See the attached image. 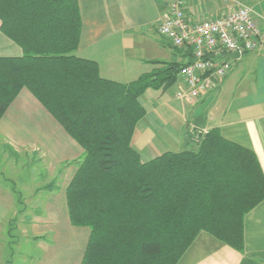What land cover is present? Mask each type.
I'll list each match as a JSON object with an SVG mask.
<instances>
[{
    "label": "trees",
    "instance_id": "16d2710c",
    "mask_svg": "<svg viewBox=\"0 0 264 264\" xmlns=\"http://www.w3.org/2000/svg\"><path fill=\"white\" fill-rule=\"evenodd\" d=\"M2 33L23 50L0 57V120L29 90L84 149L66 190L70 221L90 230L82 264H178L200 234L244 250V220L264 201L254 152L209 131L198 150L143 162L133 145L140 98L177 84L178 63L130 83L75 55L78 0H0Z\"/></svg>",
    "mask_w": 264,
    "mask_h": 264
},
{
    "label": "crops",
    "instance_id": "0c3cea01",
    "mask_svg": "<svg viewBox=\"0 0 264 264\" xmlns=\"http://www.w3.org/2000/svg\"><path fill=\"white\" fill-rule=\"evenodd\" d=\"M78 1L83 26L75 55L98 63L102 78L130 83L157 69L156 62L185 65L193 61L190 51L173 47L159 34L170 0ZM184 2L192 24L249 6L261 17L264 35V0ZM22 56L23 50L0 28V57ZM229 61L233 65L227 77L195 101L177 98L183 87L180 75L169 90H155L157 102L143 99L153 89L140 98L146 116L136 127L133 145L143 162L167 152L196 151L205 135L217 129L225 140L254 152L264 173V47ZM175 87L172 98L168 93ZM2 147L16 157L37 158L46 166L47 179L36 190L30 189L28 200L20 188L26 189L30 179L21 182L14 171L0 170V264H82L90 230L73 226L67 207L56 210L55 216L51 207L63 199L67 206L66 190L85 158L84 149L27 89L0 120V151ZM43 192H48L47 199L39 196ZM57 192L59 197L54 195ZM38 197L47 203L46 215L40 209L30 220H22L27 212H22V206L37 203ZM22 223H27L28 232H20ZM178 264H264V201L245 217L243 251L202 233Z\"/></svg>",
    "mask_w": 264,
    "mask_h": 264
},
{
    "label": "built area",
    "instance_id": "2783aa9c",
    "mask_svg": "<svg viewBox=\"0 0 264 264\" xmlns=\"http://www.w3.org/2000/svg\"><path fill=\"white\" fill-rule=\"evenodd\" d=\"M261 17L240 5L220 17L192 24L186 17L184 0H170L159 34L179 50L190 51L193 61L181 68L183 87L177 98L192 102L215 90L232 69L228 54H250L264 47Z\"/></svg>",
    "mask_w": 264,
    "mask_h": 264
},
{
    "label": "rangeland",
    "instance_id": "374dc122",
    "mask_svg": "<svg viewBox=\"0 0 264 264\" xmlns=\"http://www.w3.org/2000/svg\"><path fill=\"white\" fill-rule=\"evenodd\" d=\"M1 24V22H0ZM176 87L174 88V90L169 91L168 95L172 98H174V94L176 93ZM158 94H156L155 90H150V92H148L146 94V97L143 98L144 100L147 101H154L157 102V96ZM161 94H159L160 96ZM2 141V140H1ZM30 148L31 145H29ZM2 151H0V170L3 171H7V172H11L14 171L16 176V179H20L21 182H24L27 178L30 179L31 183L27 186L26 189H23L22 187L20 188V190L23 192L24 197L25 198H30L31 192L30 189L36 190L39 186H41L43 184L42 180H44L46 178V166L44 165V163H41L40 161L36 159H34V157L30 158L28 156H25L26 154H20V156L16 157V154H13L12 152H10V150H6L5 147H2ZM14 161H17V164L14 163ZM44 165V167H43ZM48 173V172H47ZM49 175V174H48ZM47 179V178H46ZM51 180V179H50ZM35 183V184H34ZM38 186V187H35ZM18 187H20V183L18 184ZM54 195H58V197L60 196V192H57V194L55 193ZM39 196H44L45 199H47L48 197V192L47 193H40ZM57 197V198H58ZM23 196L20 198L22 199ZM37 203H26V205L24 204L21 208L22 212L23 211H27L25 215H22V220H30L31 217H33V215H35V213L39 212V210L41 209V212L43 213V216L46 215V205L47 203H44L40 200V197H38L36 199ZM65 199H63V203H61L58 206H55V203H52V207L51 210L53 212L52 216H55V211H64L66 206ZM29 212H31V215H29ZM21 220V218H20ZM53 221V220H52ZM54 222V221H53ZM55 224V223H54ZM18 226V225H17ZM20 232H28L29 228L27 227V223H22L19 226ZM18 232V231H17ZM17 232L15 233V235H18ZM7 236V234H6ZM20 242V240H19ZM16 262V259L14 260Z\"/></svg>",
    "mask_w": 264,
    "mask_h": 264
},
{
    "label": "water",
    "instance_id": "95a60500",
    "mask_svg": "<svg viewBox=\"0 0 264 264\" xmlns=\"http://www.w3.org/2000/svg\"><path fill=\"white\" fill-rule=\"evenodd\" d=\"M241 57V55L240 54H228L227 56H226V59L227 60H231V59H238V58H240Z\"/></svg>",
    "mask_w": 264,
    "mask_h": 264
}]
</instances>
